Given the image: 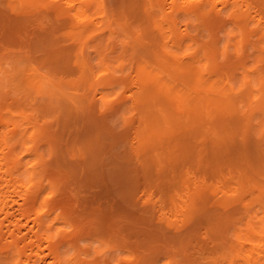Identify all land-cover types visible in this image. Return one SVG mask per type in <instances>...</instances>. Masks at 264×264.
Here are the masks:
<instances>
[{
    "label": "rangeland",
    "instance_id": "obj_1",
    "mask_svg": "<svg viewBox=\"0 0 264 264\" xmlns=\"http://www.w3.org/2000/svg\"><path fill=\"white\" fill-rule=\"evenodd\" d=\"M64 1L65 0H63V2H62V0H57V1L46 0L44 2L45 5L47 4L46 8H45L44 4H41L38 8V11L34 10V13H33V11H30L26 17V21H27L26 25L23 27L24 28L23 30L25 32H24V34L22 33L20 35L16 34L15 29L17 30V27L13 25L14 24L13 20H16L17 16H18V18H20L21 12H19V11H21L22 9H23V11L27 10V9H29V7L28 8L27 7L22 8V7H20L19 4L17 5V3L15 2L13 5L15 6V4H16L17 9H15V7H14V9H15L14 10L15 12L13 14L14 18L11 21L12 27H11V25H7L3 29V31H4L3 35H4V37H6V39H8V41L7 42H0V52H1V49L3 48V44L5 46L11 44L10 48H12V49H15V47H17L15 49L16 52L24 50V52H25L24 54L27 56L26 58H28V59L25 58V61L22 62V66L26 67L24 70V76L29 80H34L35 78H37L39 76L38 73L42 72V73H46V74L49 73V75L53 76V79L56 80L57 83H60L62 81L64 84V86L62 87L63 90H62V92L60 91L58 93V95L60 97V101L63 103V106H65V108H64V110H61V112L53 113V114H47L44 117H43V115H41V117H40V125L41 126L39 127L38 143L39 142L41 143V152L44 155V161L42 162V165H40V166L38 165V166H36L37 167L36 169H33V166L37 165L39 163V159H37L34 156V154H28V153L23 151V149L26 146H32L34 144L30 140V142H28V143L26 142L27 144L20 145L19 150H18V151L22 152L21 155H22V158H24L23 159L24 160L23 161L24 162V168H22L21 171L16 174V178L18 179V181L15 182V185H12V186L10 185V188L12 187L10 190L8 189V187L6 188L7 184L2 185L4 190L8 191V195H7V200L5 201V203H7V204H5V206L3 205L2 210L0 212V230H1L0 232H2V234H4L2 236L0 234V251L2 252V253L0 252V260L8 254L7 250L10 251V248H11L12 252H15L14 255L12 256L13 258H11L12 260L9 261L10 264H13L15 256L17 257V255H16L17 251L16 250L18 249L20 251V247H21V250L23 249L26 251V252L20 251V252H23L21 254L22 255L21 256L22 263H20V264H28L27 261H29V264H33V258L35 259V256L37 254L36 250H38V253H40V256H42V257L46 256V254L49 253V250H48L49 244H48V242H46L47 239H45L47 237L46 233H48V232H43L44 234L40 237V239L38 241H34V243L32 240L30 241V238L28 237V235H26V233H27L26 231H28L31 224L32 225L34 224V220L37 218V215L34 214V210L30 209V207L28 205H24V204H26L25 198H26V195L28 192V188L33 191L34 189H36L38 187L36 185V184H39L38 182H43L44 188H45L43 195H44V197L46 196V197L51 198L49 203L50 204L54 203L53 206L55 208H53V210L51 212H48L49 211L48 207H45V205L42 203L43 199H41V201H40L41 204H39L37 206V208L40 211H42L43 213L48 212V213H46L48 215V217H46V215H45V217L43 216V219H45L47 221V218H48V225H50L51 230H52L51 233L57 234L59 232V234H60L59 237L63 240L65 239L64 240L65 242H67V243L69 242L68 245H66V246L64 245V247H66V249H64V247H62V251L64 249V253H67L66 255L68 256V258L73 257V255H75V253H77L80 255V258L84 257V259H87L86 256H88V254H89V259H91L94 262L96 261V263H98L97 261H99V263H101V264H107V262L110 264L114 260H115L114 263L115 262L118 263V261L120 260L119 257L121 255L122 256L120 258H122L124 256V254H126L125 257H123V260L124 259L130 260V259H127L126 257L129 258L130 254H132V255L135 254V257L137 255L136 258H139L138 256L140 253V257L142 255L143 260L145 258H148V260H144L148 263H149V259H151L152 257L156 258V256H157L158 259L156 258V261H157L156 264H167L168 263L167 259H169V262H170L172 257L176 256V254L173 251V250H175L177 253V256L179 258H181V260H182V262H180L179 264H186L187 260L189 258L194 259V260H196L197 258H200L203 260L204 264H215L216 259L214 257V254L212 253L211 244L208 243L210 241V237L212 234L206 235V233H205L206 228L208 227V219H206V218L202 219L198 223L194 232H191V233L187 232L182 227V223H181L180 218H179V213L177 212V209L175 208L176 207L175 204L177 205V203L179 202V200L177 198L178 192L173 187H171V236H170V233H166L165 223L168 222V219L167 218L165 219L163 217L162 213H164V212L166 213V211H167V213L169 212V210H167V209L165 210L166 207H170V205L167 201L168 199H167V195H166V192L168 193L169 189L165 188L166 186L163 185V187H164V190H163V187L159 185V183L162 181V178L157 179L158 175L156 176V172H153L154 174L151 173V175L148 177V179L146 178L145 173H143L142 171H139V174L136 177H135V173H132L130 177H129V175H127L128 182H126V181L122 182L121 181L122 183L117 184L118 183L117 178L115 176H113V173H111L110 171L114 170V168L117 167V164L121 161V159L119 157H120L122 152L125 155V148L128 147L129 143H127V146H126V144H120V145L116 146L117 148L115 147L112 149V145L114 143H112L111 141L118 138L119 136H122L123 134H125L129 139H131L132 142H133V139L135 141L136 135H137L136 138L137 137L140 138L138 136L137 130H138V127H140V123H141L140 122L141 113H139V115H138L139 111L138 112L137 111L132 112L133 111V107H132L133 95L132 94H133V92L139 90L138 84L135 83V81H134V80L138 79V76H139V71L137 69L138 65H136L134 67V64L141 62L146 67L148 66L149 63L152 64L151 68L152 69L154 68L153 72L157 76V79H154L153 86H155V88H159L160 86H156V84L161 85L165 81V79H167V73L164 71H161V66H162V64L163 65L168 64V58H170V60H171V65H173L171 67V75H174V78L171 77V90H172L171 105L173 106V104H176L173 106L174 111H172V115H171L175 118V121H173L175 125L172 128V130H174L173 131L174 134H177V139L182 143L183 146L191 148L195 143L194 135L190 134V131H191L190 127L189 126L186 127V119L188 117H189L188 119H195L196 118L195 116L198 113L197 111L200 109V106L203 105V99L207 97L208 93H209L208 96L211 94L210 96H213L214 98L209 96V98H207L206 100L209 99V101H210V102L208 101L209 103H211V100H212V103H213V101L216 103L215 107L218 110L215 109L214 113H216L217 116H219L221 119H223L225 121V127L226 128L229 127V128H231V130L240 129L241 126L243 125V123L246 122L245 118H247V116L249 115L252 107L255 106V108H256L258 105L259 106L262 105L263 109H262V112H259L261 109L258 111L259 115L256 114V116L254 118V123H257L258 121L260 122L257 115L260 118V114H261V118H264V116H263L264 115V106H263V104H264V93H263L264 88H261V92H260L259 88L261 86H259L257 84V81H256L257 77L255 78V72L254 73L248 72L247 67H245V66H249V65L251 66V64H253L256 60V64H254V66L257 68L258 64L260 65V63L262 61L264 62V55L262 52V51H264V50H262V48H264V39L261 37V34H260L263 32L259 31V29L257 30L256 27H254L255 26L254 23H251L253 25H251V24L246 25V26L243 25V27L237 28V26L233 25V23H232V17H230V16L225 17L226 14L223 13L221 20H222V24L226 25L225 29H227V30H224L223 27H219V26H215V25H212L210 27V30H208V31H207V29H203L202 26H191L189 28L191 33L187 34V27H186L185 22L179 20L180 22L178 24V31L180 32L181 40L175 41V38H174L173 32H172L173 30H170L168 24L162 23V21L160 19L161 13H160V11H158L159 9L157 7H155L153 5L149 6V4H147L148 7L146 6L142 11V5L140 3L143 0H136V1L135 0H107L108 8L113 9L114 13L116 14V16H118V18L121 16L120 18H125V20L130 21V23H134V25H135L134 29L137 31L136 34L138 33V31L144 30V28L142 26H140L141 24L139 23V19L141 18L140 16L143 15V12L145 13V17L147 19H150V17H151V21L155 22L156 25L158 24L159 29H160L159 32H161L159 34H161L160 37L162 38V40L160 39L161 46H159V47L157 46L156 50L159 51L161 54H160V56H157L154 59L149 58L148 59L149 63L146 61H143V59H141L140 57H142L143 55L145 56V52H142V53L139 52L138 55H135L133 50L130 49L131 47L129 46V45L135 46V44L138 43L137 42L138 36L135 34H132L134 36V38H133V36L131 35V33L129 31V30H131V28L129 29V27L121 26L120 30L122 32L120 31V33L124 32L123 35L120 33L118 34V39L120 40L119 47L121 50L123 49V52H120L121 57H120L119 53H114L116 55L115 56L113 53L111 54V52H109V54L104 53V55H101L98 51H96L97 49H95L97 41L94 44H91V45L87 44L86 45V49H85L86 58L88 59V56H89L90 60L91 61L94 60V63L96 64V70H97V73H98V76L100 79L99 81H96L97 76L95 77L93 74H91L89 76V74L86 73V71H85L86 67L84 66V61H82V58L76 59L72 55L76 51L79 52L78 50L80 48V44H79V41L76 40L75 38H71L70 36H67L68 33L66 31H68V30L72 31V29H68L66 31H63V29H65L66 26L69 27V25H70V21H68V19H64L63 16L59 15V13L57 12L59 10L60 6H61V8L65 6ZM83 1L84 0H76V4L78 5L79 8L81 7ZM170 1H172V0L167 1V3ZM236 1L237 0H230V5L236 6V5H238L237 3H239V2H240L239 3L240 6L241 5L245 6L244 4H246L242 0H239L237 2ZM244 1H246V0H244ZM254 1L255 2L258 1L259 3L261 2L264 4V2H262L261 0H254ZM59 2H60V4H59ZM99 3H100V5H99L100 9L89 8V11H88V14L91 17H93V19L96 23L95 27L93 25V32H91L92 34L94 33V31L97 34H99V32H102L101 27L103 26V23H105L107 21V18L104 19V16L106 13L104 12L103 2L100 1ZM50 5H52V8L50 7ZM217 6L222 8V4L221 3L219 4V1H218ZM56 8H57V10H56ZM220 8H218V10H216L217 14L220 11ZM6 9L7 8H3L2 6H0V13L1 14L9 13V10L8 9L6 10ZM133 9L135 11H133ZM84 10H85V7L82 8V11L79 9V11L82 13H85ZM216 11H215V13H216ZM118 13H119V15H118ZM40 14H41V16H40ZM42 14L44 17L42 16ZM136 14H139L140 16L139 15L136 16ZM29 15H30V17H29ZM133 20H134V22H133ZM228 20L231 22V23L229 22V24H231V25L228 24ZM121 21L123 23H125L124 20H121ZM72 22H73V24L74 23L76 24V20L74 18H72L71 24H72ZM136 23H138V24H136ZM0 28H3V26H1ZM53 28L55 30H53ZM218 28L220 31L218 30ZM254 28H255V31H254ZM91 29H92V27L90 28V30ZM222 29H223V31H222ZM238 29H240L241 31H238ZM199 30L200 31L204 30L203 34ZM251 30H253V31L251 32ZM60 31L61 32L63 31L62 33L65 34V37L67 36L68 41H67V39L60 40L61 39L60 38V35H61ZM103 31H104V26H103ZM128 31H129V33H128ZM227 31H228V35H227ZM224 32H226V33H224ZM243 32L245 34V39L247 37L246 41L247 40L248 41L246 42L244 39V46H246V45L247 46L242 51V53H244L242 55L243 59L242 58L239 59V56H237L236 54H232V52H235V50H237V49H239V51H238L239 53L241 52L240 51L241 50L240 49L241 43L238 39H240V36H241V34H239V33H242V36H244ZM91 33H89V34H91ZM162 33H163V35H162ZM210 33L212 34V38L210 36ZM124 34H125V37L127 35V37H128L127 39L124 37ZM107 35H108V33H107ZM121 35L125 41L121 38ZM202 35H205V36L203 37ZM215 35L216 36L219 35V38L218 37L215 38ZM51 37H52L53 41L51 40ZM55 37H56L57 41H56ZM97 37H98V39H100L99 37H105V36H103V35L97 36L96 35L95 40ZM106 37H108V36H106ZM217 38H218V41H217ZM228 38L230 39V41ZM261 38L263 39V41ZM197 39H198V41H196L197 43L201 39L202 40L205 39L206 42H205V40H203L205 46H208V44H209V47L210 46L212 48L215 47V49L221 47L222 51L225 50V45L227 46V43H230L229 48H228V50L230 49V51H231V53H230L231 58L230 59H232L233 62H235L236 60H243V63H244L243 66H241V65H238V67L232 66V67H229L225 71L229 77L233 78V83L236 82L235 83L236 88L232 86L233 87L232 88L233 90H232L231 86L226 84L227 83V81H226L227 78L225 79L226 76L223 77L224 79H220L217 76V75H219L220 71L205 70V64H206L205 58L201 57V59H200V56H198L199 58H197V56H196L198 51H199L198 50L199 49L198 44H196V42H195V40H197ZM211 39H212V41H211ZM255 39H257V41ZM58 40H60V41L58 42ZM209 40H210L211 44L209 43ZM233 40H235V41H233ZM254 40L256 42H254ZM51 41L54 42V45L49 43ZM74 41H75V43H73ZM126 41H128L127 42L128 45L125 44ZM233 42L234 43L239 42L240 46L238 45V43L236 45L231 44ZM56 43L59 46V48H58V46H56ZM254 43L255 44L257 43V44L255 45ZM215 44H216V46H215ZM92 45H94V47ZM237 45L239 48L237 47ZM242 46H243V44H242ZM90 47L92 48V50L90 49ZM123 47H125L127 50ZM255 47H257V48H255ZM259 47H261V51H260V49H258ZM56 48L61 49L62 51H64V52L66 51V52L63 55L62 54L60 55L61 58H59L58 64H52V63L50 64L47 61V59L49 58L48 55H53L54 52L57 50ZM71 48L72 49L75 48L73 52L71 51L72 50ZM231 48H232V50H231ZM87 49L89 52H87ZM257 50H258V52H257ZM224 53H225V51L222 52V54H224ZM259 53H261V54L259 55ZM140 54H141V56H139ZM225 54H224V57H223V55L222 56L219 55V61L221 63H223L226 59ZM17 55H19V54H17ZM69 55H71V56H69ZM199 55L202 56V54H200V52H199ZM110 56H111V59H110ZM102 57L105 58V63L108 60L107 61L108 64H110V62H111V64H113L114 69L112 71H110V72H112L111 74L109 71L105 70V67L102 64ZM256 57H257L258 61H260V62L257 61ZM146 58H147V56H146ZM244 58H246V59H244ZM197 59H199V62L196 61ZM165 60H167V61L165 62ZM203 60H204V62H203ZM7 61H8L7 59L3 60L2 62L4 64L1 63L2 65H0V71H1L0 74H2V75H0V77L3 80H5L4 86L7 85V78H10L13 81V84H11L10 86H6L4 91H3V99L0 101V104L2 105V109L0 110V123H11L12 127L10 125V127L8 129L17 128L18 131H22V130L26 131V128L28 127L27 131L30 128V130H29L30 133L27 132V134L30 135L31 130L32 129L34 130L35 127L31 128L32 125H30V127H29V125L22 126L20 124L21 122H19V121H22V118L17 117L16 119H14V118H12L11 114L12 113L19 114L22 111V109L27 111V112L34 111L36 113H39L40 110L37 109L36 107L34 109L31 105V102L34 101L32 103H35V105H38V103L41 104V102L44 101L43 98L48 99L49 93L43 92V93L37 94L32 90L31 87H25L22 84V82L20 81V79H18L17 77L5 78L3 71L4 70H10V67L8 68L9 63H7ZM5 62H6V64H5ZM249 62H250V64H249ZM121 63L125 64L124 70L119 68ZM2 66H3V68H2ZM254 66H252V69ZM4 67H6V69H4ZM33 67L34 68L36 67L38 69V71L36 69H33ZM174 67H176V69H177V71H176L177 75L176 76L172 70ZM261 67H264V63H263V65L261 63L260 70H261ZM1 68H2V70H1ZM151 68L148 67L149 70ZM261 71L264 73L263 68ZM249 75L252 77L254 75L253 81H255V86H252V90H251V86H245L242 84L244 81L243 78L244 77L249 78L248 77ZM109 77H110V79H109ZM240 77H242L243 81L239 80ZM108 80H110V81L108 82ZM225 81H226V83H225ZM224 83L226 85H224ZM253 88H255L256 90L255 89L253 90ZM250 91L254 92L255 97H253V95H254L253 92L250 93ZM260 93H262V97H261ZM217 94L219 95L218 99L222 100V98L224 97L226 99L227 103H228V100H229V102H231L230 105H228L229 106L228 108H227V106L226 107L221 106L222 104L227 105L224 98H223L224 103L222 101L221 102L222 104L220 106L217 105V103H220L219 100L217 102ZM249 94H251V95H249ZM34 96L39 97L37 101L33 99ZM215 97H216V101H215ZM250 97H251V100H250ZM81 99H83L85 101L84 104H86L88 106L87 112L81 111V108H80L81 103H79V100H81ZM73 104H76L78 106L79 113H77V109H75L76 112H74V115L72 116L70 113V110H69V106L73 105ZM93 104H95V105L93 106ZM218 106H219V108H218ZM175 107H178V109L176 110ZM120 108H122V110ZM248 110H249V113H247ZM152 113H153V111H152ZM152 113H150V116L152 115ZM163 113H165V111ZM153 114H155V113H153ZM159 116H160V118H162L161 113L159 114ZM91 117H92V119H96L95 121L90 120L91 122L94 123L92 125L89 123V119H91ZM256 120H257V122H256ZM262 123H263V121H262ZM141 126H142V124H141ZM24 128H25V130H24ZM97 136L98 137L100 136L98 140L102 141V145L101 144L97 145L95 143V146L93 148V146H91L89 143H92L91 141L94 140V137H97ZM110 136H111V138H110ZM108 137H109V139H107ZM236 139H237L238 145H240V146L243 145L242 139H244V138H242V139L240 138V140H239L237 137ZM254 139H255V141H251V143H250L252 145V147L258 146L261 150L264 151V137L261 139L259 137H256ZM103 141L105 143H103ZM259 142H260V144H259ZM50 143L53 145V150H51V147L49 145ZM88 145H90V146H88ZM110 145H111V147H110ZM234 146H236V145H234L233 143L232 144L227 143V145L220 146L221 150L218 152L224 153L225 151H227L228 147L230 149L231 148L233 149ZM92 148L95 151V153L97 154V156L99 155V158H97L98 161H95L94 163L89 162V163H91L90 165H89V163L85 164L83 162L84 159L82 157L85 156L84 155L85 153H90L89 149H92ZM122 148H124V149L122 150ZM117 150H118V152H117ZM90 151H92V150H90ZM119 151H121V152H119ZM214 151H217V150H214ZM101 152L105 153V156ZM106 153L108 155H106ZM210 154H211V152H208L207 155L209 156ZM116 155H117V157H116ZM102 158L106 162L105 167H102L103 166ZM100 160H101V163H100ZM96 162H98V164ZM185 163H186L185 171H187L188 169L193 170L196 167V163L194 162L193 159L192 160L186 159ZM136 164H137V162L134 161L132 164V167L134 168V166ZM35 171L40 173L36 177V178H40L39 180H36L34 177ZM103 173H104V175H103ZM115 174H117V172H115ZM152 174H153V176H152ZM2 175H3L2 176L3 180L9 179V177L6 174L3 173ZM94 175L97 178V180L94 177ZM134 177H135V179H134ZM187 177L188 176L186 175V172H185L184 178H186V179L184 180V183L185 182L186 183L184 185L187 184V186L188 185L190 186V184H192L191 185V187H192L194 180H193V178L191 179V177H188V178ZM262 178L263 177H261V180L264 183V180ZM113 180H116V181H113ZM154 180H155V182H154ZM188 180H189V182H188ZM235 181L236 180H232L230 178H225V179L219 180V182H217L216 186L219 187V190L217 189V192H218L217 196H216V198L214 197V199L211 198V199H213L215 204H222L225 201V197L223 194L225 192V189L223 187L225 185H229L232 188H236ZM55 183H57V184L53 186V184H55ZM134 183H135V185H134ZM153 183L155 186L153 185ZM24 184L26 186H24ZM137 184H138V186H137ZM163 184H164V181H163ZM85 185L87 187L89 185L90 186L87 188V187H85ZM95 185H97V186H95ZM158 185H159V187H158ZM184 185H183V188L185 187ZM146 186L147 187L149 186V189H151V187H152L151 191L148 190V194H147V190H146V194H144V192H145L144 189L147 188ZM55 187H57V189ZM155 188L159 189V192ZM53 189L55 190V194L52 193V192H54ZM95 189H97V190H95ZM106 189H107V192H106ZM181 189H182V186H181L180 190ZM100 190H102V191H100ZM140 190H141V192H140ZM221 190H223V192ZM22 194H23V198L25 197L24 200L22 199ZM121 195H123L122 196L123 199H121ZM150 195H153L154 197L150 198V201H149ZM164 195L166 196L165 198H164ZM144 196H145V198H144ZM157 196H159V198ZM160 198H163V200L162 199H161V201L157 200ZM52 200H53V202H52ZM135 201H136V203H135ZM142 201L144 202V204ZM156 201H157V203H156ZM145 202H146V204H145ZM166 202H167V204H165L166 207L163 208L164 207L163 203H166ZM98 204H99V206H98ZM19 205H21V207ZM96 205L98 207H96ZM152 205L155 208L152 207ZM111 206L113 207V210L111 209ZM161 206H162V208L160 210ZM24 207H25V209L29 210V213H30L29 214L30 215L29 220H31V222L30 221L28 222L29 224L26 227H25L24 223H27L26 220H28V219L23 218L21 216V212H20L22 210V208H24ZM104 207L107 209H105ZM83 208L85 211H83ZM19 209H20V211H19ZM108 210H110V212ZM159 210H160V212H159ZM62 212L67 213V215L63 214L61 217H59L57 219L56 216H58V214L59 215L62 214ZM260 212H261V215H263V209H261ZM31 213H33L32 216H31ZM50 213H51V215H50ZM52 213H53V215H52ZM91 214H92V216H91ZM142 214L146 217H144ZM35 215H36V217H35ZM81 215L82 216L85 215V218L82 217ZM121 215H122V218H121ZM160 215H161L162 219L159 218ZM20 216L22 218H21V221L19 222V227H15V226H12V224H9V225H11L9 228L8 227L9 225H7L8 221H9V223H10V221H18L20 219L18 217H20ZM33 216H34V218H32ZM72 216H75V217H72ZM63 218H65V219H63ZM67 218L72 220V221L68 220ZM89 218H91V219H89ZM61 219H63V220H61ZM90 220H92V222ZM67 221L69 223H66ZM21 222H22L23 226H22V224L20 226ZM49 222H50V224H49ZM72 222H73V227H72ZM77 223L80 226V229H77L78 231L76 230V228H78ZM1 224H3L2 225L3 228L5 227V230H4L5 233L3 232V228L1 227ZM70 224H71V226H70ZM75 224H77V226ZM81 224H85V225H82V227H81ZM135 225H137V227ZM22 227H23V229H22ZM89 227H90V230H89ZM7 228L10 229V230H8L9 232L7 231ZM12 228H14V229L17 228V230L18 229L21 230V231H16L17 233L20 232L19 235L15 232L17 234L16 236H19V237H17V239L20 238L18 248L17 249L13 248V249H15V251L10 246V242H9L10 238L9 237L7 238V236H6V235H8V233H11L10 231ZM26 228H27V230H25ZM14 229H12V230H14ZM135 229H136V231H135ZM98 230H99V232H98ZM71 231H73V233ZM83 231H85V232H83ZM88 232L91 235H88ZM109 232H110V234H109ZM76 233H78V234L76 235ZM114 233H115V235H114ZM94 234H97V235H94ZM111 234H112V238L114 237L115 239H112V238L108 239V237H110ZM186 234L188 236H190L189 238L191 241L188 248H186L187 251L189 250L188 251L189 258L182 255V253L184 251H180V250L178 251L177 249L173 248V245H174L173 242L174 241L179 242V241L183 240L184 238H187V236L185 237ZM124 235H125V238H124ZM4 236L6 238H4ZM67 236H69L70 239H68L69 237L67 238ZM140 236H141V238H140ZM97 237L99 240L97 239ZM127 237L129 238V240ZM170 237H171V244L169 243ZM71 239L75 240V242L77 241L76 242L77 244L75 245L76 248L74 247L75 249L71 248V247H73L70 244ZM103 239H105V241H103ZM126 239H127V241L125 242ZM138 239H139V241H138ZM152 239H153V241H152ZM165 239H166V242H164ZM23 240L26 241L25 245H24ZM42 240H45V241H42ZM136 241H137V243H136ZM149 241H151V242H149ZM36 242H38L39 244ZM103 242H104V244H103ZM156 242H157V244H156ZM28 243H30V244H28ZM108 243L111 246L117 247L118 251L119 250H121V251L113 252L111 250V252H110L109 249L107 248ZM167 243H168V246H167ZM38 245H40V246H38ZM123 245L125 246L124 250H127L126 253L123 250ZM136 245H138L137 246L138 248L136 247ZM152 245H153V247H152ZM8 246H10V248H8ZM22 246H24V248ZM47 246H48V248H47ZM78 246H79V248H78ZM139 247L142 250L139 249ZM143 247H144V249H143ZM170 247H171L170 251L172 252V253L170 252L171 255H170L169 250H168ZM129 249H132L131 253H130V251H128ZM162 249H164V250H162ZM144 250H147V252H146L147 256L146 255L144 256V254H145ZM156 250H157V252H156ZM106 251H108V252L106 253ZM81 253H83V254L81 255ZM32 254H33V256L35 255L33 258L31 257ZM104 254H105V256H104ZM93 255H94V258H93ZM95 255H97L98 258ZM132 255H131V258H133ZM108 256H109V258H108ZM166 256L168 258H166ZM95 257H96V259H95ZM29 259H31V261ZM101 259H102V261H101ZM133 259H135V258H133ZM191 259H189V260L192 261ZM53 261L54 260H53L52 256L46 257V264H52ZM221 261H224V260L222 258H220V259L218 258V262H221ZM223 263L228 264L227 262H223ZM190 264H191V262H190ZM237 264H245V263L243 260L238 259Z\"/></svg>",
    "mask_w": 264,
    "mask_h": 264
},
{
    "label": "bare ground",
    "instance_id": "obj_2",
    "mask_svg": "<svg viewBox=\"0 0 264 264\" xmlns=\"http://www.w3.org/2000/svg\"><path fill=\"white\" fill-rule=\"evenodd\" d=\"M45 1L46 0H0V6H2L3 8H7L9 10V13H4V14L0 13V27L3 26V28H0V42H7L8 41V39H6V37H4V35H3V32H4L3 29L7 25H11V23H12L11 21L14 18V16H13V14L15 12L14 10L17 9L16 4H15V6L13 5L15 2L17 3V5L19 4L20 7H22V8L23 7H25V8L29 7V9H27V10L23 11V9H22L21 11H19V12H21L20 18H18V16H17L16 20H13L14 21L13 25L17 27V30L15 29L16 34L20 35L22 33L24 34V32H25L23 30L24 29L23 27L26 25V22H27L26 17L29 14V12L33 11V13H34V10L38 11L39 6L41 4H44ZM55 1H57V0H55ZM100 1L103 2L104 12L106 13L104 16V19L107 18V21L105 23H103L104 31H103V26H102L101 27L102 29L100 28L102 30V32H99V34H97L94 31V33L97 36L103 35L105 37H99L100 39H98V37H97L95 40L96 35L94 33L92 34L91 32H93V25L95 27L96 23H95L93 17H91L88 14V11H89V8L100 9V6H99ZM167 1H169V0H143L140 4L142 5V11L147 6V4H149V6L153 5L159 9L158 11H160V13H161L160 19H161L162 23L168 24L170 30H173L172 32H173V36L175 38V41L181 40L180 32L178 31V24L180 22L179 20L185 22L186 27H187V34L191 33V31L189 29L191 26H202L203 29H207V31H208V30H210V27L212 25H215V26L223 27L224 30H227V29H225L226 25L222 24V20H221L223 13L226 14V16L224 15L225 17H227V16L232 17V23H233V25H236L237 28H241V27H243V25L246 26V25H250L251 23H254V25H255L254 27H256L257 30L259 29V31L263 32L260 34H261V37L264 39V4L261 2L260 3L258 1L255 2L254 0H251V1L250 0H246V1L242 0L244 3H246V4H244L245 6H242V5L240 6L239 5L240 2L237 3L238 5H236V6H231L230 0H172L168 3H167ZM218 1H219V4L220 3L222 4V8L217 6ZM237 1H239V0H237ZM261 1L264 2V0H261ZM62 2H63V0H62ZM64 3H65V6L62 8L59 5L60 7H59V10L57 12L59 13V15L63 16L64 19H68V21H70V25H69V27L66 26L65 29H63V31H66L68 29H72V31H69V30L66 31L68 33L67 36H70L71 38H75L76 40L79 41V44H80V48L78 50L80 53L76 51L72 55L76 59L82 58V61H84V66L86 67L85 68L86 73L89 74V76L91 74H93L95 77L97 76L96 81L100 80L98 73H97V70H96V64L94 63V60H92V61L90 60L89 56H88V59L86 58V55H85L86 45L87 44L88 45L94 44L97 41L95 49H97L96 51H98L101 55H104V53L109 54V52H111V54L112 53L113 54L119 53V55L121 57L120 52H123V49L122 50L120 49V47H119L120 40L118 39V34L121 31L120 30L121 26L129 27V29L131 28V30H129L131 35L135 34L138 36V38H137L138 43L135 44V46L129 45L131 47L130 49L133 50L135 55H138L139 52H141V53L145 52V56L143 55L140 58L146 62H148L149 58L154 59L155 57L160 56L161 53L156 50L157 46L158 47L161 46L160 39L162 40V38L160 37L161 34H159V33H161V32H159V30H160L159 25L158 24L156 25L155 22H152L151 17H150V19H147L145 17L144 12H143L142 16H140L139 14H136V16L139 15L141 17L139 19V23L141 24L140 26H142L144 28L143 31H138V33L136 34L137 31L134 29L135 28L134 23H130V21L125 20V18H120L121 16L118 18V16H116V14L114 13L113 9L108 8L107 0H84L82 2V5L80 8L76 4V0H65ZM59 4H60V2H59ZM46 5L44 4L45 8H46ZM14 7H15V9H14ZM50 7L52 8V5H50ZM83 7H85V10H84L85 13H82L79 11V9L82 11ZM218 8H220V11L217 14L216 10H218ZM56 10H57V8H56ZM133 11H135V10L133 9ZM215 11H216V13H215ZM118 15H119V13H118ZM40 16H41V14H40ZM42 16H43V14H42ZM29 17H30V15H29ZM72 18H74L76 20V24L75 23L73 24V22L71 24ZM121 20H124L125 23H123ZM133 22H134V20H133ZM229 22L230 21L228 20V24H229ZM136 24H138V23H136ZM229 25H231V24H229ZM251 25H253V24H251ZM11 27H12V25H11ZM91 27H92V29L90 30ZM53 30H55V29L53 28ZM218 30H219V28H218ZM129 31H128V33H129ZM203 31H200V32H202V34H203ZM222 31H223V29H222ZM238 31H241V30L238 29ZM252 31L253 30H251V32ZM254 31H255V28H254ZM62 32L60 31V33H61V35H60L61 39L60 40L67 39V41H68L67 36L65 37V34H63ZM106 32L108 33V35ZM89 33H91V34H89ZM123 33H120V34L123 35ZM211 33H210V36L212 38ZM224 33H226V32H224ZM239 34H241L240 39H238L241 43V47H240L241 52L239 53L238 52L239 49H237V50H235V52H232V54H236L237 56H239V59H241V58L243 59L242 55L244 53H242V51H243V49H245V47L247 45L244 46V39H245L244 32H243L244 36H242V33H239ZM122 35H121V38H122ZM162 35H163V33H162ZM227 35H228V31H227ZM106 36H108V37H106ZM202 36L204 37L205 35H202ZM124 37H125V34H124ZM216 37L219 38V35L218 36L215 35V38ZM125 38L126 39L128 38L127 35ZM133 38H134V36H133ZM218 38H217V41H218ZM55 39H56V37H55ZM122 39L124 40V38H122ZM246 39H247V37H246ZM246 39H245V41H246ZM263 39H262V41H263ZM51 40L53 41L52 37H51ZM60 40H58V42ZM201 40L198 43L196 42V41H198V39L195 40L196 44H198V47H199V49H198L199 51H198L196 56H197V58H199L198 56H200V59H201V57L205 58V62H206L205 70L220 71L219 75H217V76L220 79H224L223 77L226 76L225 79L227 78V80H226L227 83H226V81H225V83L227 85L231 86V89L233 87L236 88V86H235L236 82L233 83V78L229 77L225 71L229 67H232V66H235V67L236 66L238 67V65L243 66L244 65L243 60H236L235 62H233L232 59H230L231 58L230 57L231 51H230V49L228 50L230 43H227V46L225 45V50L223 49L226 53V54L224 53L226 59L223 63H221L219 61V55H221V56L223 55V57H224V54H222V52H224V51H222L221 47L215 49V47H213V48L211 46L209 47V44H208V46H205L204 42H203V40H205V39H203L202 41ZM255 40L257 41V39H255ZM255 40H254V42H256ZM52 41L49 43L54 45V42H52ZM56 41H57V39H56ZM211 41H212V39H211ZM229 41H230V39H229ZM233 41H235V40H233ZM127 42L128 41H126L125 44H127ZM205 42H206V40H205ZM73 43H75V41ZM209 43H210V40H209ZM237 43L239 45V42H235V43L233 42L231 44L236 45ZM242 44H243V46H242ZM10 45L5 46L3 44V48L1 49V52H0V55H1L0 56V65H2L1 63H3L2 61L5 59L8 60L7 63H9V65H10V66L8 65V68L10 67V70H4L3 71L5 78L17 77L18 79H20V81L22 82V84L25 87H31L32 90L37 94H40L43 92L49 93V97H48V99L43 98L44 101H42L41 104L38 103V105H35V103H32L34 101L31 102V105L34 109L36 107L37 109L40 110L39 113H36L34 111L27 112V111L22 109V111L19 114H15V113L11 114L12 118H14V119H16L17 117L22 118L23 122L19 121V122H21L20 124L22 126L29 125V127H30V125H32L31 128L35 127L34 130L33 129L31 130L30 135L27 134V132H29V130H30V128H29V130L27 131L28 127L26 128V131H23V130L18 131L17 128L8 129L10 127L11 123H0V150H1L0 151V212L2 210L3 205L5 206V204H7V203H5V201L7 200V195H8V191L4 190L2 185L7 184L6 188L8 187V189L10 190L12 188V187L10 188V185L11 186L15 185V182L18 181V179L16 178V174L18 172H20L22 168H24V162H23L24 158H22V155H21L22 152L18 151L20 145L27 144L31 140V142H33L34 144L32 146H26L23 149V151L28 153V154H34V156L37 159H39V163L37 165H34L33 169H36L37 168L36 166H38V165L39 166L42 165V162L44 161V155L41 152V143L40 142L38 143L39 127L41 126L40 125V117H41V115H43V117H44L47 114H53V113L61 112V110H64V108H65V106H63V103L60 101V97L58 95V93L60 91L62 92V90H63L62 89V87L64 86L63 82L61 81L60 83H57L56 80L53 79V76L49 75V73L46 74V73H42V72H39L38 73L39 76L37 78H35L34 80L27 79L24 76V70L26 67L22 66V62L25 61V58L27 56L24 54L25 53L24 50L16 52L15 49L17 47H15V49H12V48H10ZM238 45H237V47H238ZM56 46H58L57 43H56ZM92 46L94 47V45H92ZM215 46H216V44H215ZM58 48H59V46H58ZM123 48H125V47H123ZM255 48H257V47H255ZM74 49H72L71 51L73 52ZM90 49L92 50L91 47H90ZM258 49H260V51H261V47H259ZM231 50H232V48H231ZM262 50H264V48H262ZM65 52L62 51L61 49H57L53 55H48L49 58L47 59V61L50 64L51 63L52 64H58L59 58H61L60 55L61 54L63 55ZM87 52H89L88 49H87ZM199 52H200V54H202V56L199 55ZM257 52H258V50H257ZM262 52L264 55V51H262ZM17 54H19L20 56ZM260 54L261 53H259V55ZM69 56H71V55H69ZM139 56H141V54ZM146 56H147V58H146ZM26 59H28V58H26ZM110 59H111V56H110ZM244 59H246V58H244ZM256 59H257V57H256ZM107 61L105 63V58L102 57V64L105 67V70L110 72L114 69V67H113V64H111V62H110V64H108ZM166 61L167 60H165V62ZM196 61L199 62V59H197ZM257 61H258V59H257ZM203 62H204V60H203ZM258 62H260V61H258ZM261 63L263 65L264 62L262 61ZM261 63H260V65H261ZM5 64H6V62H5ZM249 64H250V62H249ZM254 64H256V60L253 64H251V66L249 65V66H245V67H247L248 72H253V73L255 72V78L257 77V80H256L257 84L259 86H261L259 88V90L261 92V88H264V73L261 70H262V68L264 69V67H261V70H260V65L257 63L258 66L256 65L257 66V68H256L254 66ZM136 65H138L137 69L139 71V76H138V79H136L134 81H135V83L138 84L139 90L133 92V94H132L133 95V99H132L133 100L132 101L133 102V104H132L133 111L132 112H135V111L138 112L139 111L138 115H139V113H141V115H140L141 116V118H140L141 123H140V127H138V130H137L138 136L140 138L137 137L138 138L137 139L136 138L137 135H136L135 141L133 139V142H132L131 139H129L125 134H123L122 136H119L118 138L114 139L113 141L110 140L112 143H114L112 145V149L115 148L116 146L120 145V144H126V146H127V143H129L128 147L125 148V155L122 152L120 157H119L121 159V161L117 164L118 168L116 167V168H114V170L111 169L112 171H110L111 173H113V176H115L117 178V180H118L117 184H120V183L125 182V181L128 182L127 175H129V177H130L132 173H135V177H136V176H138L139 171H142L143 173H145L146 178L148 179V177L151 175V173L156 172V176L158 175L157 179L162 178V181L159 183V185L162 187H163V185H165L166 186L165 188L169 189V192L168 193L166 192V195H167V199H168L167 201H168L170 207L165 206V204H167V202L163 203L164 204L163 208L166 207L165 210L167 209V210H169V212L167 213V211H166V213L165 212L162 213L163 217L165 219L166 218L168 219V222L165 223L166 233H170V236H171V187H173L178 192L177 198L179 200L177 205L175 204V206H176L175 208L177 209V212L179 213V218H180V221L182 223V227L187 232H189V233L194 232L198 223L202 219H204V218L208 219V227L206 228L205 233H206V235L212 234L210 237V241L208 243L211 244L212 253L214 254V257L216 259L215 264H225L223 262H227L228 264H237L238 259L243 260L245 264H264V183L261 180V177H263L262 179L264 180V151L261 150L258 146L256 147L253 145L254 147H252V145L250 144L251 141H255L254 138H256V137H259L260 139L264 137V118H261V114H260V118L258 116L259 112H262V109H263L262 105H260V106L258 105L256 108H255V106L254 107L251 106L252 109H251L250 113H249V110L247 111V113H249V115L248 116L246 115L247 116V118H245L246 122L243 123V125L241 126L240 129L231 130V128H229V127L226 128L225 127V121L223 119H221L219 116H217L216 113H214L215 112L214 110L215 109L218 110V109L215 107L216 103L214 101L212 103V100H211V103H212L211 104V103H209L210 102L209 99L206 100L211 95L210 94L208 96V94H209L208 93L206 98H204V99L202 98L203 99V105L200 106V109L197 111L198 113L195 116L196 118L195 119H188L189 118L188 117L186 119V127H188V126L190 127V130H191L190 134L194 135L195 143L191 148L185 147L177 139V134L173 133L174 130H172V128L175 125L173 122V121H175V118L171 115H172V111H174L173 106L176 104H173V106L171 105V99H172V96H171V94H172L171 77L174 78V75H171V67L173 65H171L170 58H168V64L167 65L162 64V66H161V71H164L167 73V79H165V81L161 85L156 84V86H160L159 88H155V86H153L154 79H157V76L153 72L154 68L153 69L151 68L152 64L149 63L148 66L146 67L143 63L139 62L137 64L135 63L134 67ZM252 66H254L253 69H252ZM124 67H125L124 63H121L119 66V68H121L123 70H124ZM148 67L151 69L149 70ZM2 68H3V66H2ZM2 68H1V70H2ZM4 69H6V67H4ZM33 69H36L38 71V69L36 67L35 68L33 67ZM172 70L176 76L177 75L176 67H174ZM111 73L112 72H110V74ZM0 75H2V74H0ZM248 77L249 78L244 77L243 78L244 81L242 80V77H240L239 80L243 81V83H242L243 85L251 86V90H252V86H255V81H253L254 75H253V77L250 75ZM109 79H110V77H109ZM109 81L110 80H108V82ZM225 83H224V85H226ZM11 84H13V81L10 78H7V85L6 86H10ZM4 85H5V80H3L0 77V101L3 99V91L6 87ZM254 89L255 88H253V90ZM251 92H253V91H250V93ZM253 94H254V92H253ZM260 94L262 97V93H260ZM249 95H251V94H249ZM210 97L214 98L213 96H210ZM253 97H255V94L253 95ZM38 98H39L38 96L33 97V99L36 101L38 100ZM218 98H219V95L217 94V102H218V100L220 101V103H217V105L220 106L222 104L221 103L222 101L224 103V100L226 102V99L224 97H223L224 100H223V98H222V100L218 99ZM250 100H251V97H250ZM215 101H216V97H215ZM84 102L85 101L83 99L79 100V103H81L80 108H81L82 112H87L88 106L86 104H84ZM230 103L231 102H229V100H228V103L226 102L227 105L222 104L221 106H224V107L227 106V108H228L229 107L228 105H230ZM94 105L95 104H93V106ZM219 106H218V108H219ZM263 106H264V104H263ZM175 108H176V110L178 109V107H175ZM1 109H2V105L0 104V110ZM75 109H77V113H79L78 106L76 104L69 106V110H70V113L72 116L74 115V112H76ZM120 109L122 110V108H120ZM152 111L156 115L153 114ZM164 111H165V113H163ZM150 113H152L151 116H150ZM160 113L162 115V118H160V116H159ZM256 114H258L257 117L260 120V122L259 121L257 122V120H256L257 123H254V118H255ZM90 120L95 121L96 119H92V117H91V119H89V123L92 125L94 123L91 122ZM261 120L263 121V123ZM141 124H142V126H141ZM11 127H12V125H11ZM24 130H25V128H24ZM99 137L98 136L94 137V140L91 141L92 143H89L91 146H93V148L95 146V143L97 145H99V144L102 145V141L98 140ZM237 137L239 140H240V138L241 139L244 138V139H242L243 145L240 146L237 144V139H236ZM110 138H111V136H110ZM107 139H109V137ZM103 143H105V142L103 141ZM227 143H229V144L233 143L236 146H234L233 149L232 148L230 149L228 147L227 151H225L224 153L218 152L221 150L220 146L227 145ZM259 144H260V142H259ZM49 145L51 147V150H53V145L51 143ZM90 145H88V146H90ZM110 147H111V145H110ZM93 148L89 149L90 153H85L84 154L85 156L82 157L84 159L83 162L85 164L89 163V162L94 163L95 161H98L97 158H99V155L97 156V154L95 153ZM123 149L124 148H122V150ZM90 150H92V151H90ZM214 150H217V151H214ZM117 152H118V150H117ZM119 152H121V151H119ZM208 152H211V154L209 156L207 155ZM101 153H103V152H101ZM103 154L105 156V153H103ZM106 155H108V154L106 153ZM116 157H117V155H116ZM186 159H189V160L193 159L194 160V162L196 163L195 169L190 170L187 168L188 170L185 171V168H186L185 160ZM102 160H103L102 161L103 162L102 167H105L106 162L104 161L103 158H102ZM134 161H136L137 164L133 168L132 164ZM91 163H89V165ZM96 163L98 164V162H96ZM100 163H101V160H100ZM114 171L117 172V174H115ZM185 172H186V175L188 177H191V179L193 178V180H194L192 187H191L192 184H190V186L189 185L187 186V184L184 185L186 183V182L184 183V180L186 179V178H184ZM3 173L6 174L9 177V179L3 180V177H2ZM39 174H40L39 172L35 171L34 177L36 180L40 179V178H36L37 175H39ZM153 174H152V176H153ZM103 175H104V173H103ZM94 177H95V175H94ZM135 177H134V179H135ZM225 178H230L232 180H236L235 181L236 188H232L229 185H225L223 187L225 189V192L223 193L224 197H225V201L222 204H215L213 199H214V197L216 198V196H217V193H218L217 189L219 190V187L216 186L217 182H219V180H223ZM96 180H97V178H96ZM113 181H116V180H113ZM163 181H164V184H163ZM154 182H155V180H154ZM188 182H189V180H188ZM38 183L39 184H36L38 187L36 189H34L33 191L28 188L26 198L24 197L26 200L25 201L26 204H24V205H28L30 207V209L34 210V214L37 215V218L34 220V224L33 225L31 224L28 231H26L27 232L26 235H28V237L30 238V241L32 240L34 243V241H38L40 239V237L44 234L43 232H48V233H46L47 237L45 239H47L46 242H48V244H49V248L47 246L49 253L46 254V256L42 257V256H40V253H38V250H36L37 254H36V256L34 255L35 259L33 258L34 257L33 254L31 256L33 258V264H46V257H51V256L54 260L52 264H101V263H99V261H97L98 263H96V261L94 262L91 259H89V254H88V256H86L87 259H84V257L80 258V255L77 253H75V255H73V257H69V258L66 255L67 253H64V249H66V247H64V245L65 246L68 245L69 242L67 243L64 241L65 239L64 240L61 239L59 237L60 236L59 232L57 234L51 233L52 230H51L50 225H48V218H47V221L45 219H43V216L45 217V215H46V217H48V215L46 213L51 212L53 210V208H55V207L53 206L54 203L53 204L49 203L51 198L46 197V196L44 197V195H43V192L45 189L44 183L43 182H38ZM56 184L57 183L53 184V186ZM134 185H135V183H134ZM153 185H154V183H153ZM159 185H158V187H159ZM183 185L186 188L185 187L183 188ZM24 186H26V185L24 184ZM95 186H97V185H95ZM137 186H138V184H137ZM181 186H182V189L180 190ZM85 187H87V186L85 185ZM55 188L57 189V187H55ZM151 189H152V187H151ZM151 189H149V186H148L146 189H144V191H145L144 194H146V190H147V194H148V190L151 191ZM155 189L159 192V189H157V188H155ZM95 190H97V189H95ZM163 190H164V187H163ZM100 191H102V190H100ZM221 191L223 192V190H221ZM106 192H107V189H106ZM140 192H141V190H140ZM52 193L55 194V190ZM122 196L123 195H121V199H123ZM152 197H154V196L150 195L149 201H150V198H152ZM157 197L159 198V196H157ZM165 197L166 196L164 195V198ZM24 198H23V194H22V199L24 200ZM144 198H145V196H144ZM211 198H213V199H211ZM41 199H43L42 203L45 205V207H48L49 211L46 213H43L42 211H40L37 208V206L39 204H41V202H40ZM161 199L163 200V198H160L157 200L161 201ZM136 201H135V203H136ZM52 202H53V200H52ZM156 203H157V201H156ZM143 204H144V202H143ZM145 204H146V202H145ZM19 206L21 207V205H19ZM98 206H99V204H98ZM98 206L96 205V207H98ZM152 207H154V206L152 205ZM161 208H162V206L160 207V210H161ZM105 209H107V208H105ZM111 209L113 210L112 206H111ZM261 209H263V215H261V212H260ZM160 210H159V212H160ZM19 211H20V209H19ZM83 211H85L84 208H83ZM108 211L110 212V210H108ZM20 212H21V216L23 218L28 219V220H26L27 223H24V225L26 227L29 224L28 222L29 221L31 222V220H29L30 219L29 210L25 209V207H24V208H22V210ZM53 213H52V215H53ZM63 214L67 215V213L62 212V214H60V215L58 214V216H56L57 219L59 217H61ZM92 214H91V216H92ZM32 215H33V213H31V216ZM36 215H35V217H36ZM50 215H51V213H50ZM21 216L18 217V218H20L18 221H10V223L8 221L7 225L12 224V226L19 227V222L21 221V218H22ZM72 217H75V216H72ZM82 217L85 218V215ZM144 217H146V216H144ZM32 218H34V216ZM121 218H122V215H121ZM159 218L162 219L161 215L159 216ZM63 219H65V218H63ZM63 219H61V220H63ZM89 219H91V218H89ZM68 220H70V219H68ZM70 221H72V220H70ZM90 221L92 222V220H90ZM66 223H69V222L67 221ZM21 224H22V222L20 223V226H21ZM49 224H50V222H49ZM77 224H75V225L77 226ZM2 225L3 224H1V227H2ZM82 225H85V224H81V227H82ZM10 226L11 225H9L8 227L10 228ZM22 226H23V224H22ZM70 226H71V224H70ZM135 226L137 227V225H135ZM72 227H73V222H72ZM12 229H14V228H12ZM12 229L10 231L11 233H8L9 236L8 235H6V236H7V238L9 237L11 239V240L9 239V242H10V246L12 247V249L13 248L17 249L20 238L17 239V237H19V236H16V235L17 234L19 235L20 232L17 233L16 231H21V230L20 229L17 230V228H15L14 230H12ZM22 229H23V227H22ZM77 229H80L79 224H78V228H76V230ZM4 230H5V227L3 228V232H4ZM8 230H10V229L7 228V231ZM25 230H27V228ZM89 230H90V227H89ZM135 231H136V229H135ZM71 232L73 233V231H71ZM83 232H85V231H83ZM98 232H99V230H98ZM0 234H1V236L4 235V234H2V232H0ZM77 234L78 233H76V235ZM109 234H110V232H109ZM88 235H91V234L88 232ZM94 235H97V234H94ZM114 235H115V233H114ZM186 236H187V238H184L183 240H181L179 242L174 241L173 242L174 245L173 244L172 245H173L174 249H177L178 251L179 250L184 251L182 253V255L189 258V255H188L189 250L187 251L186 248H188L191 241L189 238L190 236H188L187 234L185 235V237ZM68 237L69 236H67V238ZM4 238H6V237L4 236ZM109 238H112V234L110 237H108V239ZM124 238H125V235H124ZM140 238H141V236H140ZM68 239H70V237ZM97 239H98V237H97ZM112 239H115V238L113 237ZM128 240H129V238H128ZM42 241H45V240H42ZM103 241H105V239H103ZM126 241H127V239L125 240V242ZM138 241H139V239H138ZM152 241H153V239H152ZM25 242L26 241H24V245H25ZM76 242H75V240L71 239L70 244L73 246V247H71L72 249L76 248L75 247V245L77 244ZM149 242H151V241H149ZM164 242H166V239L164 240ZM36 243H38V242H36ZM136 243H137V241H136ZM169 243L171 244V237H170ZM28 244H30V243H28ZM103 244H104V242H103ZM156 244H157V242H156ZM40 245H38V246H40ZM10 246H8V248H10ZM137 246L138 245H136V247ZM167 246H168V243H167ZM22 247L24 248V246H22ZM62 247H64L63 251H62ZM152 247H153V245H152ZM78 248H79V246H78ZM107 248L109 249L110 252H111V250L113 252L118 251L117 247L111 246V245H109V243L107 244ZM124 248H125V246L123 245V250H124ZM139 249H141V248L139 247ZM143 249H144V247H143ZM13 250L15 251V249H13ZM131 250L132 249H129L128 251H130V253H131ZM162 250H164V249H162ZM168 250L170 253L171 247ZM7 251H8V254L0 260L1 261L0 264H10L9 261L12 260L11 258H13L12 256L14 255L15 252H12L11 248H10V251L9 250H7ZM16 251H17L16 252L17 257L15 256L13 264H20V263H22V261H21L22 255L21 254L23 253L20 251H25V250H23V249L21 250V247H20V251L18 249ZM119 251H121V250H119ZM124 251L126 253L127 250H124ZM173 251L176 254V256L172 257V259H171L172 262L171 261L169 262V259H167L168 260L167 264H173V263L179 264L180 262H182L181 258H179L177 256L176 251L175 250H173ZM107 252L108 251H106V253ZM144 252H145V254H144V256H145L147 250H144ZM156 252H157V250H156ZM171 253H170V255H171ZM82 254L83 253H81V255ZM125 255L126 254H124L123 257H125ZM131 255L132 254H130L129 258L126 257L127 259H130V260H126V259L123 260V257L120 258L122 256L121 255L119 257L120 260L119 261L117 260L118 263L117 262L114 263V261H115L114 260L110 264H156L157 263V261H156L157 256H156V258L152 257L151 259H149V263H148V262L144 261V260H148V258H145L143 260L142 255L140 257V253L138 256L139 258H136L137 255L135 257V254L132 255L133 258H135V259L131 258ZM95 256L97 257V255H95ZM104 256H105V254H104ZM96 257H95V259H96ZM93 258H94V255H93ZM108 258H109V256H108ZM166 258H168V257L166 256ZM218 258L219 259L222 258L224 261L218 262ZM189 259H191V258H189ZM189 259L187 260L186 264H190V262H191V264H204L203 260L200 258H197L196 260L191 259L192 261H190ZM29 260L31 261V259H29ZM101 261H102V259H101ZM27 262L29 264V261H27ZM107 264H109V263L107 262Z\"/></svg>",
    "mask_w": 264,
    "mask_h": 264
}]
</instances>
